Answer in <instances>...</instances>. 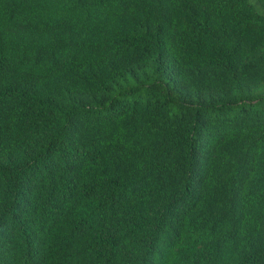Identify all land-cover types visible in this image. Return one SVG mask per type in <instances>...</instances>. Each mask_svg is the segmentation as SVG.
<instances>
[{"label": "trees", "instance_id": "1", "mask_svg": "<svg viewBox=\"0 0 264 264\" xmlns=\"http://www.w3.org/2000/svg\"><path fill=\"white\" fill-rule=\"evenodd\" d=\"M0 264H264V0H0Z\"/></svg>", "mask_w": 264, "mask_h": 264}]
</instances>
